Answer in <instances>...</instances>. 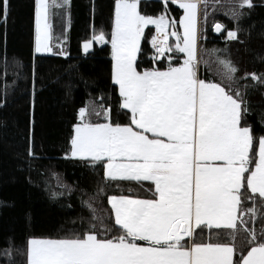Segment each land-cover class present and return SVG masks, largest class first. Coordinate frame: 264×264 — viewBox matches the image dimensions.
<instances>
[{
  "label": "snow or ice",
  "instance_id": "1",
  "mask_svg": "<svg viewBox=\"0 0 264 264\" xmlns=\"http://www.w3.org/2000/svg\"><path fill=\"white\" fill-rule=\"evenodd\" d=\"M68 2L35 0L37 53L53 51L50 21L55 9ZM174 2L183 10L179 20L164 13L144 15L139 0H115L112 80L119 86L122 109L130 111V121L113 123L110 107L94 102L82 106L73 125L70 152L65 153L100 162L106 179L151 181L154 198L110 195L106 214L94 207L95 197L83 201L92 210L88 227L57 238L30 237L26 264H264V223L259 231L254 227L257 214L264 220L260 211L264 135L256 137L252 125L245 123L250 108L233 88L238 69L230 60L216 56L214 74L219 82L198 74L200 7L205 5L207 22V0ZM245 6L251 7L252 0H239L237 7ZM7 10L8 0H0V11L6 15ZM240 14L232 12L236 17ZM148 25L156 28L151 59L163 63L167 57V67L140 71L137 55ZM213 28L221 32L225 25L216 22ZM170 37H175L174 45ZM236 37L237 31L228 30L226 39ZM105 38L103 30L94 31L91 39L83 41L84 52ZM173 52L182 54V62L174 59ZM204 63L211 70L209 62ZM244 77L262 79L256 73ZM92 116H103L104 122L94 123ZM29 155L35 156L31 147ZM245 194L252 207L244 206ZM113 215L120 234L109 238L111 229L105 221ZM203 225L226 230L229 241L196 242L195 232ZM241 233L246 255L234 259Z\"/></svg>",
  "mask_w": 264,
  "mask_h": 264
},
{
  "label": "trees",
  "instance_id": "2",
  "mask_svg": "<svg viewBox=\"0 0 264 264\" xmlns=\"http://www.w3.org/2000/svg\"><path fill=\"white\" fill-rule=\"evenodd\" d=\"M114 4L115 0H70L67 55L34 54L35 0H8L6 15L0 11V264H26L30 237L57 238L87 228L92 210L83 201L91 197H95L94 207L106 214L111 207L107 203L110 195L153 196L151 181L106 179L100 162L93 164L89 158L65 155L70 152L80 107L94 102L111 108L113 123L130 121V112L122 109L118 87L112 80ZM139 4L144 15L165 13L174 20L182 15V9L172 0L167 4L164 0H139ZM238 4L239 0H207V22L205 5L201 4L200 42L206 47L208 60L212 55L209 50L218 49L215 60L220 56L237 67L233 88L248 103L245 123L252 125L254 135L259 137L264 135V0H252V6L242 10ZM233 11L241 14L233 16ZM216 22L225 25L218 35L213 34ZM101 30L106 34L105 42H94L83 53L81 42ZM228 30L237 31V37L226 39ZM152 35V28L147 27L137 55L140 71L164 66V62L154 63L148 58ZM207 70L206 79L220 81L211 72L212 65ZM245 73H256L262 79L245 78ZM91 119L95 123L105 118ZM30 147L34 157L29 155ZM101 188L103 191L98 192ZM53 191L62 195L53 196ZM242 202L252 207L247 194ZM105 222L111 229L109 238L120 234L113 216ZM262 223L257 214V231ZM210 239L228 242L230 238L222 228H197L196 242ZM236 245L234 259L246 255L242 250L247 247L243 233Z\"/></svg>",
  "mask_w": 264,
  "mask_h": 264
},
{
  "label": "rangeland",
  "instance_id": "3",
  "mask_svg": "<svg viewBox=\"0 0 264 264\" xmlns=\"http://www.w3.org/2000/svg\"><path fill=\"white\" fill-rule=\"evenodd\" d=\"M177 6H179V5L177 4ZM114 14H115V4H114ZM165 15L169 19H171L167 14H165ZM182 15H183V10H182ZM50 22L52 23V30H51V32H52V40L50 41V46L52 47L53 51L52 52L37 53L35 51L36 28H35V17H34V36H33V52H34V54H53V53L66 52V44H67V41H68V33H69V30H70V26H71L70 0L62 8L55 9V14L52 16ZM147 27H151L152 28L153 35L156 34V28H155L154 25H148V26L145 27V29ZM199 28H200V18H199ZM178 30L181 33L183 32L182 28H178ZM169 31H171V29H169ZM199 36H200V33H199ZM226 37H227V34H226ZM200 39H201V36H200V38L198 40V49H199L198 50V55H199V58H200V61H201L200 64H199L200 71H201L199 76H200L201 79H206L205 75L207 73L205 74V71H207V72H209V71L207 70L208 65H206L204 63V61H208L209 63H212L211 64L212 65V71L211 72L214 73L215 64H216L215 63V59H214L215 54H212L210 56L211 60L210 59L208 60V58H206V55H207L206 47L203 45V43L200 42ZM170 40H171L172 44L174 45L175 42H176L175 41V37H170ZM83 41L81 42L80 48H81V51L83 53H85L84 50H83ZM149 42L151 44V38H150ZM111 49H112V46H111ZM172 55H173L174 59L177 62H182V54H179L177 52H173ZM112 65H113V60H112ZM164 67H167V57H166V60L164 61V66H162L161 68H164ZM198 72H199V69H198ZM214 76H216V78H219L218 80H220V77L218 75L214 74ZM209 80H213V79H209ZM216 82H219V81H216ZM117 87H118V91H119V86L117 85ZM120 105H121V102H120Z\"/></svg>",
  "mask_w": 264,
  "mask_h": 264
},
{
  "label": "crops",
  "instance_id": "4",
  "mask_svg": "<svg viewBox=\"0 0 264 264\" xmlns=\"http://www.w3.org/2000/svg\"><path fill=\"white\" fill-rule=\"evenodd\" d=\"M173 2H174V0H172ZM175 3V2H174ZM114 82V81H113ZM118 179H127V178H119L118 177ZM127 180H134V179H127ZM134 181H136V180H134ZM154 185V184H153ZM154 187V186H153ZM134 197H137V196H134ZM138 198H140V197H138ZM151 198H154L153 196L151 197ZM151 198H148V199H151ZM142 199H144V198H142ZM113 217H114V215H113ZM207 226V225H206ZM214 227H216V226H214Z\"/></svg>",
  "mask_w": 264,
  "mask_h": 264
},
{
  "label": "water",
  "instance_id": "5",
  "mask_svg": "<svg viewBox=\"0 0 264 264\" xmlns=\"http://www.w3.org/2000/svg\"><path fill=\"white\" fill-rule=\"evenodd\" d=\"M222 31V30H221ZM220 32H216L215 30H214V28H213V34L214 35H218Z\"/></svg>",
  "mask_w": 264,
  "mask_h": 264
},
{
  "label": "bare ground",
  "instance_id": "6",
  "mask_svg": "<svg viewBox=\"0 0 264 264\" xmlns=\"http://www.w3.org/2000/svg\"><path fill=\"white\" fill-rule=\"evenodd\" d=\"M99 44H101L100 42H98Z\"/></svg>",
  "mask_w": 264,
  "mask_h": 264
},
{
  "label": "built area",
  "instance_id": "7",
  "mask_svg": "<svg viewBox=\"0 0 264 264\" xmlns=\"http://www.w3.org/2000/svg\"><path fill=\"white\" fill-rule=\"evenodd\" d=\"M149 57L151 58V55Z\"/></svg>",
  "mask_w": 264,
  "mask_h": 264
},
{
  "label": "flooded vegetation",
  "instance_id": "8",
  "mask_svg": "<svg viewBox=\"0 0 264 264\" xmlns=\"http://www.w3.org/2000/svg\"><path fill=\"white\" fill-rule=\"evenodd\" d=\"M221 32H222V31H221ZM221 32H220V33H221Z\"/></svg>",
  "mask_w": 264,
  "mask_h": 264
}]
</instances>
